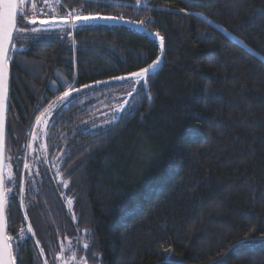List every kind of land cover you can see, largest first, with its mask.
<instances>
[{"label": "trees", "instance_id": "trees-1", "mask_svg": "<svg viewBox=\"0 0 264 264\" xmlns=\"http://www.w3.org/2000/svg\"><path fill=\"white\" fill-rule=\"evenodd\" d=\"M61 2L131 23L31 38L21 29L41 17L28 9L45 4L24 6L4 173L17 180L4 185L17 194L6 199L15 264H264V0ZM158 57L150 98L137 95L136 110L105 128L79 129L103 104L121 109L130 90L83 86ZM59 74L66 83L54 89ZM69 86L78 98L49 127L45 154L30 156L36 117Z\"/></svg>", "mask_w": 264, "mask_h": 264}, {"label": "snow or ice", "instance_id": "snow-or-ice-1", "mask_svg": "<svg viewBox=\"0 0 264 264\" xmlns=\"http://www.w3.org/2000/svg\"><path fill=\"white\" fill-rule=\"evenodd\" d=\"M44 4L47 6V0H43ZM25 3V0H19V3L15 2V0H0V9H2L3 16L8 21V28L0 30V140L3 139L4 135V111H5V101L8 97V91H9V61L11 60V57L7 55V53L10 50H13L15 48L14 44L10 45V41L13 39V33L16 31L14 20H26L28 17V13L24 11L23 5ZM140 3V0H137V4ZM113 6V5H110ZM125 6V5H121ZM131 6V5H129ZM146 6V5H145ZM33 9L35 10L36 4L34 3L32 5ZM60 7H65V5H60ZM183 11V9H181ZM62 26L66 29H74V30H82L86 28H111L115 29L117 25L131 23V21H126L122 15H116V16H106V15H100L99 13L95 14H88V15H81L79 14V10L73 9L66 13V15L61 16ZM30 24H35L36 20L32 19L29 21ZM50 22L47 20H41V25H48ZM144 22H141L138 27H142ZM51 28H42V29H36L33 28L32 31L34 33L40 32V31H50L57 27H60L61 24H57L55 19L51 21ZM23 27L27 28L28 24L23 25ZM147 31V29H145ZM71 34L70 32L68 33ZM153 35V38L158 37L159 33L151 34ZM160 40V48L161 51L164 47V38L159 37ZM160 63V58L158 57L156 60H154L151 64H149L147 67L141 68L137 72H133L130 74L129 77L125 76H119L114 77L113 79L116 81L121 82V86L124 84L129 85V91H128V97L129 99L125 101L124 105L121 107V109L117 110L116 112H113L112 115L116 118L114 122H118L119 119H123L125 114H130L131 111L136 110V105L133 103L135 100V97L137 95H140L144 98H150V95L147 91V86L149 84L148 77L155 72V69L158 67ZM109 81H96L95 85H85L84 88H96L100 84H108ZM63 86V85H61ZM58 90V89H57ZM72 92L79 93L80 89H75L71 86H69V90L65 91L62 96L58 97L57 103L61 106L60 110L57 112H53V109L55 107L54 104H49L47 108L44 109V112L41 113L40 116L36 117L37 124L45 123V121L41 120L42 116H49L51 117V121L47 122L49 124V127H54V120L56 116H58L62 110L63 105L69 102V97L71 96ZM43 99V98H42ZM190 134L195 135V130H190ZM20 161H17V167H19ZM24 168H28V164H24ZM8 183H17V180L9 175L7 179H5L2 175H0V185H5ZM21 191H23V187L21 184ZM17 194L13 193L12 190L9 188L7 189V193L4 191H0V213L3 212V201L4 199L13 200ZM68 203L71 204V199L68 200ZM27 218V217H25ZM73 219L75 217L73 216ZM34 235L32 233V229L29 226L28 232L18 236L16 238L17 246L19 244H22L24 241H26L29 236ZM39 242L37 241V244ZM4 249L6 250V258L0 257V261H2V264H12V251L9 248L8 241H4ZM84 249H88L89 245L84 244ZM43 250L41 249V252ZM76 256L75 253H73L72 260L75 261ZM45 264H47V261H45ZM81 264H87V260L83 259L81 261ZM165 264H173L171 261V258L166 257L165 258Z\"/></svg>", "mask_w": 264, "mask_h": 264}, {"label": "rangeland", "instance_id": "rangeland-1", "mask_svg": "<svg viewBox=\"0 0 264 264\" xmlns=\"http://www.w3.org/2000/svg\"><path fill=\"white\" fill-rule=\"evenodd\" d=\"M41 1L43 2V0H41ZM55 1H56L55 2L56 5L54 6V9H53V11L55 13H49L47 16L55 15V14H58V13L60 14V12H64L65 11L66 6L65 7H60V5H62L63 3L60 0H55ZM27 2H29V0H25L23 8H24V6H25V4ZM28 10L34 11L33 15H38V16H39V13L41 11L39 9H35L34 10V9H32V7H31V9H28ZM42 10H44V9H42ZM26 13H28V11ZM29 15H30V13H28V16ZM47 18H50V17H46L45 19L47 20ZM59 20H61V19H59ZM57 24H61V26L57 27V28H55L53 30H50V31H40V32L34 33L32 31V29L33 28L42 29V28H46V27L47 28H51L52 27L51 24H48V25H34V26H31V27H28V28H23V29H21V31H22V34L25 37L28 36V37H31V38L48 37V36H53V35H62V34H67L68 32H73L74 31V29H66V28H64L62 26V22H58ZM21 47L22 48L23 47L26 48V44L21 45ZM60 83L64 85L66 83V81L59 74L57 76V81L54 82V85H51V87L55 89L56 85H58ZM62 95H63V93L61 95L57 96L54 99V101L51 102V104L55 105V107L53 109L54 113L60 110L61 106L57 103V99H58V97H60ZM77 98H78V96L71 94V96L69 97V102L66 103L65 105H63V109L66 108L73 100H76ZM48 105L45 108H47ZM117 106H118L117 104H113V105H109V104L104 105L103 104L102 106H99L95 110L96 114H94L86 122L81 124L79 126V129H81L83 131H94V130H99V129H102V128H105V127L109 126L116 119L112 115V113L116 112L118 110ZM45 108H43L41 110V112L39 113L38 116H40L41 113L44 112ZM51 119H52L51 117L45 115V116L41 117V120L45 121V123L37 124V121L35 120V122H34V124L32 126L31 133L29 135L28 143H27V150H28L30 156L33 155V154H36V157H37L38 155H41L43 153L45 154V150H46L45 138L47 136V132H48V129H49V124L47 122L51 121ZM42 263L45 264V260L44 259H43ZM47 264H49L48 261H47Z\"/></svg>", "mask_w": 264, "mask_h": 264}, {"label": "water", "instance_id": "water-1", "mask_svg": "<svg viewBox=\"0 0 264 264\" xmlns=\"http://www.w3.org/2000/svg\"><path fill=\"white\" fill-rule=\"evenodd\" d=\"M15 2L19 3V0H15ZM40 21L41 20L36 21V23L34 25H41ZM47 21H49L50 22L49 24H51L52 20H47ZM55 21H56V23L62 22L61 20H55ZM14 25H15V29L17 31V27L19 25V20H14ZM34 25L30 24V26H34ZM6 28H8V21L3 16L2 9H0V30L6 29ZM16 31H14V33H13V39L10 41V45L13 44ZM10 52H11V50L7 53L8 56L10 55ZM159 67H160V63L158 65V67L155 69V71L158 70ZM129 76L130 75L125 76V77H129ZM10 82H11V73H10V65H9V91H8V97L5 101L4 135H3V139L0 140V175H2L3 177H4V173H5V163H6V139H7L8 108H9V99H10ZM109 82H119V81L112 79V80H109ZM128 99H129V97H128ZM0 191L5 192L4 185H0ZM3 208H4L3 212L0 213V257L6 258L7 254H6V250L4 249L3 245H4V241H8L9 248L12 251V264H15L13 249H12L10 238L8 236V229H7L6 199H4V201H3ZM0 264H2V261H0Z\"/></svg>", "mask_w": 264, "mask_h": 264}, {"label": "built area", "instance_id": "built-area-1", "mask_svg": "<svg viewBox=\"0 0 264 264\" xmlns=\"http://www.w3.org/2000/svg\"><path fill=\"white\" fill-rule=\"evenodd\" d=\"M55 2H56L55 0H49V1L47 0L48 11L47 12H42L41 14L46 15L49 11L52 12L53 9H54V6L56 5ZM55 17H57L56 14H55ZM70 264H81V263L73 262V263H70Z\"/></svg>", "mask_w": 264, "mask_h": 264}]
</instances>
